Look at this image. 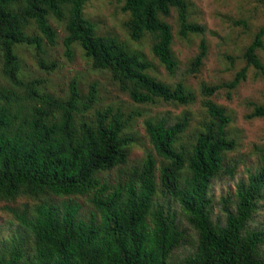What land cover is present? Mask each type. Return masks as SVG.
I'll return each instance as SVG.
<instances>
[{
	"label": "trees",
	"instance_id": "obj_1",
	"mask_svg": "<svg viewBox=\"0 0 264 264\" xmlns=\"http://www.w3.org/2000/svg\"><path fill=\"white\" fill-rule=\"evenodd\" d=\"M88 1L0 0V203L9 217L0 225V264H264V230L250 227L264 200V144L254 146L255 163L235 179L243 161L233 157L239 141L232 118L210 99L236 89L248 67L263 70L257 51L264 25L232 80L201 85L204 111L196 116L189 110L194 91L162 80L157 67L174 76L175 37L195 36L187 73L203 66L206 29L193 20L192 3L122 0L123 40L99 33L84 13ZM59 41L68 60L80 50L128 105L104 101L97 81L75 77L65 89L54 86L59 66L49 50ZM143 42L153 61L136 46ZM25 53L37 74L25 71ZM163 104L185 109L152 113ZM251 105L246 118H264V103ZM138 117L149 148L131 161L142 138ZM225 177L235 189L220 197L221 220L212 213L213 183ZM187 237L191 249L179 255Z\"/></svg>",
	"mask_w": 264,
	"mask_h": 264
},
{
	"label": "rangeland",
	"instance_id": "obj_2",
	"mask_svg": "<svg viewBox=\"0 0 264 264\" xmlns=\"http://www.w3.org/2000/svg\"><path fill=\"white\" fill-rule=\"evenodd\" d=\"M189 1L192 3L190 12L193 20L206 29L203 38L207 43L208 53L203 66L198 73H187L190 60L198 52L200 36L191 37L189 41L175 37L173 49L180 67L174 76L168 75L166 70L159 66L156 61L154 63L157 64L158 76L162 80L171 84L181 81L194 91L196 102L189 110L198 116L204 111L201 106V100L204 99L200 92L201 85L212 86L227 83L232 80L240 69L245 67L243 59L245 47L250 43L258 29L264 25V0ZM122 3V0L120 2L115 0H89L85 5L84 13L96 23L100 34H113L126 40L127 35L122 26L126 15L120 10ZM175 18L173 12L171 19H169L173 27L175 26ZM238 21H245L247 26L235 25V22ZM58 34L59 36L63 35L61 29H58ZM136 46L140 47L147 58L153 61L146 42ZM49 53L59 66L58 70L51 75L54 86L57 85V87L65 89L69 81L75 77L83 83L97 81L104 101H114L117 104L128 105V97L110 83L106 74L92 71L80 50H76L72 60H68L60 42L55 48H51ZM29 54L25 53L23 56L25 71L28 75H35L38 69ZM257 54L263 65L262 71L250 66L246 70L245 79L236 89L231 90L230 94L225 88H222L210 97L216 104L224 106L232 118L230 130L239 141V146L233 153V157L243 161L235 179L243 175L244 166L255 163L254 146L264 144V118H246V115L252 110L251 104L264 103V39L263 49H259ZM130 107H132V104ZM184 109L185 107L163 104L152 108L151 111L152 113H168L170 116H175L181 114ZM142 120L143 117H138L136 120V128L142 138L141 143L132 148L131 161L140 159L145 148H149L147 140L143 137ZM213 189V217L223 220L224 214L220 197H226V195L234 192L235 180L226 177L222 180H216L213 183ZM1 207L2 203H0V225L3 221L9 219ZM250 227L256 230H264V200L260 202L259 209L254 214V221ZM187 234L193 236L191 230H187ZM192 243L193 238L187 237V245L180 248L177 253L179 255L185 254L191 249Z\"/></svg>",
	"mask_w": 264,
	"mask_h": 264
}]
</instances>
